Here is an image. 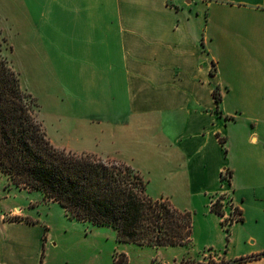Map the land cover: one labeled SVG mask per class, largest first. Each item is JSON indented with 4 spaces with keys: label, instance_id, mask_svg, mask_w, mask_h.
Returning a JSON list of instances; mask_svg holds the SVG:
<instances>
[{
    "label": "crops",
    "instance_id": "0c3cea01",
    "mask_svg": "<svg viewBox=\"0 0 264 264\" xmlns=\"http://www.w3.org/2000/svg\"><path fill=\"white\" fill-rule=\"evenodd\" d=\"M23 15L22 69L50 88V121L22 87L50 142L123 161L150 197L204 217L202 243L162 245L179 259L149 264H264V239L245 235L264 225V0H25ZM225 192L240 213L228 233L211 208ZM63 212L67 228L105 226ZM37 221L21 206L0 215V264H55L39 260L55 244L48 224L8 230Z\"/></svg>",
    "mask_w": 264,
    "mask_h": 264
},
{
    "label": "trees",
    "instance_id": "16d2710c",
    "mask_svg": "<svg viewBox=\"0 0 264 264\" xmlns=\"http://www.w3.org/2000/svg\"><path fill=\"white\" fill-rule=\"evenodd\" d=\"M9 50L11 46L0 31V172L16 187L38 190L43 199L57 202L70 218L112 227L118 241L150 246L189 244L191 213L178 210L166 199L150 197L146 182L132 166L91 152L58 148L50 142L39 119V102L22 87ZM214 97L218 105L217 91ZM211 208L222 214L218 203ZM261 255L264 252L254 256ZM126 261V254L121 253L113 264ZM164 264L227 263L182 259Z\"/></svg>",
    "mask_w": 264,
    "mask_h": 264
},
{
    "label": "rangeland",
    "instance_id": "374dc122",
    "mask_svg": "<svg viewBox=\"0 0 264 264\" xmlns=\"http://www.w3.org/2000/svg\"><path fill=\"white\" fill-rule=\"evenodd\" d=\"M24 1L0 0V31L6 38L7 44L11 46V50L7 51V54L13 68L19 73L21 85L33 87L42 100L40 114L46 121H50L51 112L54 110L50 88L35 80L27 70L23 71L22 69ZM34 14L37 15L36 10ZM33 197L31 192L18 190L10 183L8 185L6 176L0 172V215H6L14 206H21L33 219L38 220L35 223H29L31 225L29 228L24 225L10 224L8 225L10 233L19 234L22 230H26L34 235L38 233L39 225L45 223L50 226L55 244L53 247L42 245L39 260L47 258L49 262L55 264H113L114 253L120 251L127 256L125 264H149L160 259L167 261L179 259V247L154 248L148 245L120 243L116 238V231L112 227H95L92 230L88 226L77 223L67 228L61 220L64 212L60 204L43 199V196L32 203ZM13 212L19 213V209ZM191 217L192 239L197 247L198 242L202 243L207 238L204 231L206 221L201 215L194 219L191 214ZM259 228L249 225L246 231L244 230L245 235L252 234L264 239V225Z\"/></svg>",
    "mask_w": 264,
    "mask_h": 264
},
{
    "label": "built area",
    "instance_id": "2783aa9c",
    "mask_svg": "<svg viewBox=\"0 0 264 264\" xmlns=\"http://www.w3.org/2000/svg\"><path fill=\"white\" fill-rule=\"evenodd\" d=\"M231 175L226 170L223 169L220 174V180L223 184H228L230 182ZM218 203L221 211L223 219V224L227 227L231 223H233L236 220H239L240 213L236 205L233 203L232 198L230 197L229 193H221L220 196L216 197L215 199L211 200V206L216 205ZM227 209V213H223V210Z\"/></svg>",
    "mask_w": 264,
    "mask_h": 264
}]
</instances>
